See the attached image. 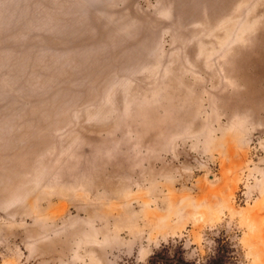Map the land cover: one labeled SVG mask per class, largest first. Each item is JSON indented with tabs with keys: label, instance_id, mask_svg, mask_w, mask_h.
Instances as JSON below:
<instances>
[{
	"label": "rangeland",
	"instance_id": "374dc122",
	"mask_svg": "<svg viewBox=\"0 0 264 264\" xmlns=\"http://www.w3.org/2000/svg\"><path fill=\"white\" fill-rule=\"evenodd\" d=\"M164 246L264 264V0H0V264Z\"/></svg>",
	"mask_w": 264,
	"mask_h": 264
},
{
	"label": "trees",
	"instance_id": "16d2710c",
	"mask_svg": "<svg viewBox=\"0 0 264 264\" xmlns=\"http://www.w3.org/2000/svg\"><path fill=\"white\" fill-rule=\"evenodd\" d=\"M168 253H169V248H167V246H164L163 249H162L163 256L161 258H158V261H156L155 264H168V262L170 261L167 258V254ZM159 261H161V263ZM178 262L182 264V260L181 259H179Z\"/></svg>",
	"mask_w": 264,
	"mask_h": 264
},
{
	"label": "bare ground",
	"instance_id": "6f19581e",
	"mask_svg": "<svg viewBox=\"0 0 264 264\" xmlns=\"http://www.w3.org/2000/svg\"><path fill=\"white\" fill-rule=\"evenodd\" d=\"M253 88V87H252ZM252 90V89H251ZM247 95V94H246ZM243 98V97H242ZM252 101V100H251ZM240 107V106H239ZM17 143V142H16ZM38 150V149H37ZM18 151V150H17ZM35 155V154H34ZM15 157V156H14ZM21 157V156H20ZM27 157V156H26ZM29 157H30V155H29ZM32 157V156H31ZM31 159V158H30ZM15 160V159H14ZM23 163H24V161H23ZM10 167V166H9ZM18 173V172H17ZM16 178V177H15ZM13 180V179H12ZM22 183V182H21ZM23 184V183H22Z\"/></svg>",
	"mask_w": 264,
	"mask_h": 264
},
{
	"label": "clouds",
	"instance_id": "9594fccd",
	"mask_svg": "<svg viewBox=\"0 0 264 264\" xmlns=\"http://www.w3.org/2000/svg\"><path fill=\"white\" fill-rule=\"evenodd\" d=\"M148 253L150 254V250L148 249ZM147 258V256L145 257V259Z\"/></svg>",
	"mask_w": 264,
	"mask_h": 264
}]
</instances>
